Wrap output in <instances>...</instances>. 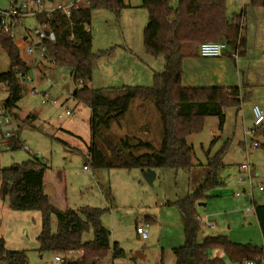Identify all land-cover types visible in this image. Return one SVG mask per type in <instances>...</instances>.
<instances>
[{
	"label": "trees",
	"instance_id": "obj_1",
	"mask_svg": "<svg viewBox=\"0 0 264 264\" xmlns=\"http://www.w3.org/2000/svg\"><path fill=\"white\" fill-rule=\"evenodd\" d=\"M171 0H142L148 10L144 29V48L152 56L163 55L165 67L156 73L153 85L91 88L93 74V35L87 27L92 12L108 9L121 16L127 6L124 0H88L86 5L72 6L70 16L54 9L37 13L36 19L54 35V40H43L45 57L56 65H68L79 87L73 97L90 109L89 127L91 143L88 159L94 169L125 168L155 169L171 167L190 170L193 167V147L188 136L200 131L207 116L218 118L221 130L226 120V110L240 107L249 101L251 92L242 93L238 86H184L182 61L187 55L199 52L204 41H227L238 55L245 50L242 15L235 21L226 18V0H179L174 8ZM249 6H264V0H250ZM0 44L7 52L10 66L0 73V84L5 83L8 95L4 106L18 118L17 104L23 96L26 76L31 67L23 59L11 32L0 29ZM197 44L187 53L186 46ZM248 86L245 87V89ZM134 100L153 101L161 120V142L156 148L148 139L126 135L118 139L110 134L113 123L120 122ZM35 118L29 114L22 120L27 123ZM254 138L264 139V124L256 127ZM253 138V139H254ZM215 138L212 140L214 143ZM11 150L23 148L17 131L12 137ZM144 152H139V151ZM138 151V152H137ZM223 150L208 155V176L191 193L169 205L179 208L184 220L185 242L173 248L175 264H226L222 252L231 262L241 264L244 259H254L264 264V203H255L254 210L260 226L263 245L240 244L227 235L210 234L198 240L202 225L197 219V205L209 197L211 189L223 185L221 171ZM45 162L29 158L0 169V197L17 211L38 210L41 213V229L37 236L38 251L53 254L70 249L83 248L77 258H65L59 264H101L107 256L123 258L126 252L110 243L109 232L102 223L103 208L82 206L78 209H60L54 205L44 190ZM57 218L52 229V216ZM150 224L155 220L148 217ZM154 220V221H153ZM92 232L84 240V233ZM25 250H11L0 238V264H28Z\"/></svg>",
	"mask_w": 264,
	"mask_h": 264
},
{
	"label": "rangeland",
	"instance_id": "obj_2",
	"mask_svg": "<svg viewBox=\"0 0 264 264\" xmlns=\"http://www.w3.org/2000/svg\"><path fill=\"white\" fill-rule=\"evenodd\" d=\"M19 1L28 4L27 11L37 10L34 0ZM48 1L42 0L41 9L48 5ZM125 1L132 7L124 9L119 18L114 12L104 8L92 12L88 28L93 35L95 53L91 80L93 86L153 85V75L146 79L139 73V76L133 79L124 74V69L132 61L122 59L124 56L122 52L118 54L120 57L112 60H106V57L101 55L103 49L110 47V42L114 40L123 44L125 38H132L127 47L144 50L143 30L148 10L141 6V0ZM246 1L228 0V15L234 11V4ZM15 2L18 3V0ZM85 2L86 0H83L81 4L85 5ZM9 3L10 0H0V8H8ZM176 3L177 0H171L173 6ZM36 28L42 27L35 14H29L22 25L15 28L13 36L23 59L31 67L28 80L24 83L23 96L17 104L18 110L15 109L18 118L14 119L20 141L28 146L29 150L22 148L3 150L0 147V168L21 163L32 158L31 152L38 151L42 155L39 160L45 162L50 169L46 191L53 204L60 207L67 205L70 208L90 206L105 209L102 223L109 232L111 245L118 241L121 248L126 251V256L113 259L109 255L101 264H112L113 261L114 264H161V259L164 264L175 262V256L168 248L172 244L179 246L185 242L183 215L178 207L168 203L184 198L207 178L208 155L211 157L223 150L222 161L225 168L220 176L222 180L227 178L225 184L211 189L212 193L226 191L232 195L241 189L242 185L237 182V178L241 176L238 169L241 163L252 166L255 182H264V139L254 138L250 131L254 126L252 108L255 102L261 106V103H264V87L255 90L258 101L252 98L243 102L242 107L227 109L226 120L221 130L218 128V118L207 116L202 129L187 137L188 143L193 147V167L190 170L156 168L155 178L149 182L139 168H92L86 157L92 139L89 127L90 109L73 97L79 85L72 76L70 66L47 63L46 68L41 70L38 65L32 63V55L27 52L30 40L23 36ZM32 34L30 36L36 41L37 36ZM195 45H187L185 50L188 51ZM37 54L42 57L39 52ZM141 54L143 55V52ZM148 57L150 60L145 58L143 60L151 66L154 73L163 72L164 56ZM9 66L7 52L0 44V73L8 70ZM5 96L6 88L1 85L0 102L4 101ZM67 108L72 110V115H65ZM60 113L63 114L62 117H59ZM29 114L35 115V118L24 123L22 119ZM110 134L114 139L126 135L148 139L159 148L161 120L155 103L134 100L126 116L120 122L113 123ZM214 138L215 141L212 143ZM253 142L258 143L257 147H253ZM227 170L231 172L229 175L226 174ZM254 197L258 203L264 201L263 192L255 190ZM8 205V202L0 197V237L5 239L7 248L25 250L29 257L28 264H56L53 262L54 255L51 252L38 251L40 211H17ZM198 209L202 212L203 208L199 206ZM147 214L155 221L149 223L147 228L149 237L143 240L137 235L136 226L138 223L148 222L145 221ZM251 216L253 217L254 213H251ZM51 225L55 230L57 225L55 215L52 216ZM244 228L243 225H238L233 229L241 232ZM206 230L201 228L198 240H201L204 232L208 233ZM259 231L258 226L248 228L247 233L253 243L256 242L255 238L257 240L259 237ZM236 236L238 235L232 233L231 238H238ZM91 237L92 232H89L87 239ZM241 238L249 240L246 236ZM58 254L64 258L69 256L68 251ZM74 254H70L71 257Z\"/></svg>",
	"mask_w": 264,
	"mask_h": 264
},
{
	"label": "crops",
	"instance_id": "obj_3",
	"mask_svg": "<svg viewBox=\"0 0 264 264\" xmlns=\"http://www.w3.org/2000/svg\"><path fill=\"white\" fill-rule=\"evenodd\" d=\"M76 1L77 0H49L48 5H47L49 7L46 6L45 10H48L57 4L68 5ZM82 1L83 0H80L78 4L83 5L81 4ZM178 1L179 0H177V3L175 6L171 4V1H170V4L175 8L178 4ZM227 1L228 0H226V18L228 21H235L236 17L239 14L242 15L243 30H242L241 37H245L244 53L240 56L238 55L237 58L232 57V53L236 50H234L233 47L226 41L227 48L223 56L202 57L199 55V52H197L194 55L189 54L185 56L182 61V70H183L182 84L184 86H225V87L238 86L240 87L241 92L243 94L246 93L247 91L251 92L250 100L254 98L255 101H258L257 97H255V90L258 87H264V6L251 7L249 6L250 0L249 1L247 0L246 2H243L240 4H234V7H235L234 11L232 12L231 15H228L229 7L227 4ZM18 2H21V1L18 0ZM85 3L87 4L88 0H86ZM125 3L127 6L124 9L132 7L130 3H127L126 1ZM141 4H142V0H141ZM28 12L29 13L23 18V21L26 18H28L29 14H32V9H30ZM147 21H148V18H147ZM147 21H146V24H147ZM41 27L46 28V26H41ZM143 36H144V30H143ZM23 37L27 40H30L31 43L34 40L29 37L28 33L25 34ZM131 39L132 38H129V39L125 38L124 39L125 43L123 44L122 42L117 43V42H114L113 40V42H110L109 48L102 50L101 55L106 57V60H112V59H115L116 57H120L118 56V54L119 52H122V54L124 55L122 59H128L132 61V63L124 69L123 71L125 72L124 74L132 77L133 79L137 78L139 76L138 75L139 73L141 74V76L143 75L144 78L146 79H148L149 76L151 77L153 75L152 77L154 79V75L156 73H154L151 66L146 64V62L143 60V58L150 60L148 59L150 58L148 56H151V58H153L154 56L148 54L145 48L143 51H141L139 50V48L135 50V49H131L130 47H127V45L131 43ZM220 40H223V39H220ZM35 43L36 45H38L39 41L36 40ZM143 47H144V38H143ZM196 47H197V44L195 45V47L189 49L187 53H189L192 49H195ZM142 52H143V55L141 54ZM31 57H32L31 58L32 63H34L35 65H38L37 67H39L41 70L42 69L44 70L46 68L47 63L49 64L53 63L50 59L42 58L38 54L32 55ZM51 65H54V63ZM131 71L133 73L130 74ZM27 80L28 78L25 81ZM1 85L5 86L7 95H8L6 84L2 83L0 84V86ZM89 86L91 88H97L96 86L91 85V82L89 83ZM246 86H248V88L245 89ZM105 87H115V86H105ZM6 97L7 96H5V98ZM261 104L262 106L259 105L257 102H255L254 105H259L264 109V103H261ZM240 107H242V105ZM17 110L18 109H16V111ZM19 139H20V136H19ZM2 148L3 150H11V149L4 148V146H2ZM31 154H33V152H31ZM49 170L50 169L47 167V169L44 172V178H43V186H44V190L46 193H47L46 190L49 184L48 183L49 182V177H48ZM154 170H156V168ZM230 173L231 172H229L228 170L226 171V174L229 175ZM226 179L223 180L224 184L227 182ZM56 182L59 184L58 181ZM208 195H209L208 198L198 203L197 205V212H198L197 216L201 218V220L199 221L202 227L207 229L206 231L208 232L207 234L206 232H204L201 240H203V238L206 235L219 234L220 232V234L227 235L232 241L240 243V244H253L257 246L263 245V238H262L260 226L258 223V219L255 214V210L253 209L250 212L246 211L247 207L253 204L250 198L248 199L246 195L236 196L235 193L230 195L226 191L218 192V193L216 192L212 193L209 191ZM255 203H258V202L256 198L254 197V205ZM261 203H264V201ZM199 206L203 208L202 212L199 211L198 209ZM57 207L59 208L60 206H57ZM66 208H70V207H68L67 205L65 207H60V209H66ZM73 209H78V208H73ZM251 213H254L253 217L251 216ZM148 217L152 218L149 214L145 215V219H147ZM206 220L212 222L215 225V228L206 226L205 224ZM140 224L142 223H138L137 225H140ZM238 225H241V226L243 225V228L244 227L245 228L243 230L241 229V232L234 230L233 228L238 227ZM254 226H258L260 230L259 237L257 238V240L255 238V241H256L255 243L252 242V239L249 238L250 235H248L247 233L248 228L254 227ZM183 232H184V220H183ZM232 233L235 235H238L236 236L238 238H231ZM236 233H239V234H236ZM243 236H246L249 240H242L241 237ZM0 238H3V237H0ZM115 243L117 244L118 248H121L118 241H114L113 244ZM5 246H6V241H5ZM174 247H178V246L172 244L171 246H169L168 250L173 252ZM220 256L224 257L226 264H239V263L231 262L222 252H220ZM113 259H119V258H113ZM160 263L164 264L162 259ZM112 264H114V261L112 262ZM173 264H175V262Z\"/></svg>",
	"mask_w": 264,
	"mask_h": 264
},
{
	"label": "built area",
	"instance_id": "obj_4",
	"mask_svg": "<svg viewBox=\"0 0 264 264\" xmlns=\"http://www.w3.org/2000/svg\"><path fill=\"white\" fill-rule=\"evenodd\" d=\"M17 0H10L9 7L2 9L0 8V29L5 32H11L12 36H14V30L18 27V25H22L23 18L29 13L27 11L28 4L25 1H21L16 3ZM80 0H77L76 2L70 3L68 5L63 4H57L53 7H51L48 10L41 9L42 8V0H34L35 5L37 6V10L32 11V14H37L39 12L43 11H51L54 9H60L62 10L67 16H70V8L72 6H78V2ZM33 34H32V33ZM28 33L29 37L33 39L30 35H36L37 40L39 41V44L36 45L35 41L30 42L29 47L27 48V52L30 55H36L37 52L40 53V55L43 58L45 57V46L41 44V41L43 40H54L55 35L54 33L46 28H36L33 31ZM227 48V43L224 40H210V41H204L199 44V55L202 57H220L224 55V52ZM232 57L237 58L238 52L234 51L232 53ZM53 62V60H51ZM26 79L28 76L25 77ZM45 102V100H43ZM253 115H254V126L251 128V132L253 134L254 129L256 127H259L260 125L264 124V109L259 105H254L253 108ZM65 115L69 116L72 115L73 112L69 108L65 110ZM63 114L60 113L59 117H62ZM16 132L15 122H14V116L13 114L4 106L3 102H0V147L4 146L6 149H11L10 143L12 140V137L14 136V133ZM253 147H257L258 143L253 142ZM24 150H29L28 146L23 145ZM33 158L40 159L42 158V155L40 152L35 151L32 154ZM88 158V154L86 155ZM87 168V166H85ZM239 173L241 176L237 178V182L242 185L241 189L237 190L235 192L236 196H244L246 195L247 198L252 200V205L247 207L246 211L250 212L254 209V191H260L264 193V182H255L253 180V170L252 166L248 163H241L238 166ZM246 173V174H243ZM198 220H201L199 216H197ZM206 226L215 228V225L206 220L205 221ZM148 225L149 223L145 222L143 224L136 226V232L140 236L141 239L145 240L149 237L148 232ZM89 233H84L83 237H86L85 240H87ZM75 253V254H74ZM84 250L83 248L78 249H70L68 251V258H77L83 255ZM70 254H74L73 257H71ZM64 256H61L60 254H55L53 257V261L56 264H59L64 261ZM241 264H257V262L254 259H244Z\"/></svg>",
	"mask_w": 264,
	"mask_h": 264
},
{
	"label": "water",
	"instance_id": "obj_5",
	"mask_svg": "<svg viewBox=\"0 0 264 264\" xmlns=\"http://www.w3.org/2000/svg\"><path fill=\"white\" fill-rule=\"evenodd\" d=\"M146 180H148L149 182H152L155 178V172L154 169L148 168V169H141Z\"/></svg>",
	"mask_w": 264,
	"mask_h": 264
}]
</instances>
